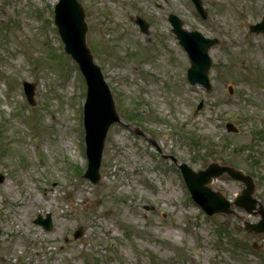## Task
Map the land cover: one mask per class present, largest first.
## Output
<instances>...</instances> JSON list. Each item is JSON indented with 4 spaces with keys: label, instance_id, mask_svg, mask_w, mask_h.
I'll list each match as a JSON object with an SVG mask.
<instances>
[{
    "label": "rangeland",
    "instance_id": "obj_1",
    "mask_svg": "<svg viewBox=\"0 0 264 264\" xmlns=\"http://www.w3.org/2000/svg\"><path fill=\"white\" fill-rule=\"evenodd\" d=\"M57 1L0 0V264H264V233L244 229L260 215L234 203L206 214L176 163L240 168L264 204V32L250 29L264 0H202L206 18L192 0H78L121 118L98 184L82 176L86 82L54 23ZM170 13L218 38L210 90L188 81ZM211 186L233 200L244 184L225 173ZM47 212L51 230L33 221Z\"/></svg>",
    "mask_w": 264,
    "mask_h": 264
},
{
    "label": "water",
    "instance_id": "obj_2",
    "mask_svg": "<svg viewBox=\"0 0 264 264\" xmlns=\"http://www.w3.org/2000/svg\"><path fill=\"white\" fill-rule=\"evenodd\" d=\"M193 1L202 16L206 17L201 0ZM85 16V9L78 0H59L55 5V22L66 44L65 48L79 62L88 84L84 122L89 162L84 176L97 183L100 179V165L108 129L114 121L120 120V117L101 67L95 63L94 55L86 42L88 25ZM169 19L173 24L172 30L189 53L191 60V66L188 69L189 80L192 83L199 82L210 89L211 82L208 71L212 64V58L209 54V48L218 42V39L205 37L197 30L188 31L184 29L182 20L175 14H171ZM136 21L140 24L141 29L148 33L149 24L140 16L137 17ZM251 30L264 31V16L260 22L251 25ZM23 83L28 99L34 103V84L28 81ZM202 105L203 102L199 104L198 109ZM232 126L229 124V129H232ZM179 167L184 174V179L193 199L209 214L232 213L234 211L231 208L232 201L228 200L223 192L214 190L210 186L215 176L227 172L232 178L243 181L245 186L234 199V203L248 212L260 213L261 215V219L256 223L245 222V229L248 232H264V205L259 203L258 206V199L253 195L256 184L250 174H246L241 169L231 165L219 164L217 161H212L207 167L199 170H194L186 162L179 164ZM34 221L42 224L48 230L53 227L50 213L47 214L46 218L39 215ZM81 233L82 230L78 229L75 236L77 237Z\"/></svg>",
    "mask_w": 264,
    "mask_h": 264
}]
</instances>
